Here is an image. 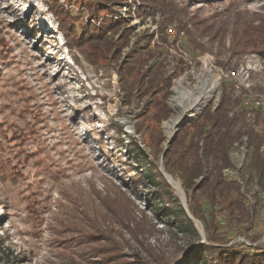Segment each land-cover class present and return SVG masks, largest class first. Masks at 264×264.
<instances>
[{"label": "rangeland", "instance_id": "obj_1", "mask_svg": "<svg viewBox=\"0 0 264 264\" xmlns=\"http://www.w3.org/2000/svg\"><path fill=\"white\" fill-rule=\"evenodd\" d=\"M180 2L183 19L170 22L141 0H0V264H216L224 247L264 245V176L248 169L246 138L214 176L242 196L208 197L215 182L198 178L186 188L183 174L164 166L170 140L219 104L229 76L249 90L247 109L264 117V58L234 53L250 30L253 38L264 28V0ZM183 26L190 51L176 37ZM170 27L178 50L160 46ZM149 53L155 58L145 63ZM208 70L211 97L188 113ZM146 75L155 85L170 79L166 120L153 117L152 91L138 85ZM178 85L190 92L184 109ZM206 198L218 202L209 223ZM178 205L198 235L178 228Z\"/></svg>", "mask_w": 264, "mask_h": 264}, {"label": "trees", "instance_id": "obj_2", "mask_svg": "<svg viewBox=\"0 0 264 264\" xmlns=\"http://www.w3.org/2000/svg\"><path fill=\"white\" fill-rule=\"evenodd\" d=\"M127 0H100L99 4H114L119 2H126ZM169 1V3H167ZM181 1V0H180ZM178 2L177 0H141L142 3L147 4L150 10L158 11L163 14L164 17L167 16V20L174 22L178 19H183L182 14L180 13V8L183 7V3ZM93 13L99 11L94 8ZM109 30L112 31V23L108 22ZM101 25V24H100ZM94 26V25H93ZM96 27V25H95ZM183 26V32H180L176 35L182 38L181 44L182 47H188L187 50L195 49V45L191 40L187 41L185 36V30ZM162 26L160 27L161 30ZM257 29V28H255ZM170 29L167 28L164 32V42L160 46H175L177 47V40L170 41L167 37L166 32ZM247 29L246 31H248ZM163 31V29H162ZM251 30L248 38L241 44L238 43L234 46L235 55H243L246 53H254L262 58H264V28L253 32V38L251 36ZM187 35V34H186ZM167 37V38H166ZM189 38V37H188ZM151 40L146 43L145 49H141V52L149 50L151 45ZM168 41V43H167ZM183 41V42H182ZM189 42V44H188ZM186 44V45H185ZM192 47V48H191ZM160 48V47H159ZM238 48V50H237ZM178 50V47L176 48ZM137 53V50H136ZM151 54V55H150ZM140 58V56H139ZM154 54L149 53V56L145 60V63H149L150 59H153ZM186 62L181 56L178 59L177 67L183 69ZM236 73L234 71L232 74ZM148 80V81H147ZM172 80V78H171ZM147 81V82H146ZM138 85H143L144 90L152 91V98L150 102L156 101L154 108L157 109L156 115L153 117L160 121L163 118L166 120L172 114L173 110L169 108L167 99L171 95L170 91V79L161 78L162 85H155L152 78L148 79L147 75L142 76L137 81ZM221 96L219 104L213 109L211 106H208L203 110V113L197 118L185 123L181 128L177 136L169 144V149L165 151L164 155V166L165 170L168 173H173L172 168H177L180 174H183L182 180L187 188H190L189 182L194 181L198 178H203V180L208 181L213 185V190L211 193H208V197L212 193H218V200L221 197H228L230 192H234L238 196L240 190L236 188H231L229 191L226 189L223 184V180H219L216 183L217 178L223 176L222 170L225 168L231 167L230 152L237 143H242V140L246 138L247 143V155L246 162L248 161V169L256 171L257 176L262 178L264 176V156L261 152V148L264 142V117L263 114L257 109L252 108L247 109V98L249 96V90L243 86H237L231 76L223 79L221 81ZM160 100H158V98ZM151 104H149L150 106ZM251 117L248 118V116ZM191 131V132H190ZM245 143V144H246ZM134 154L136 157H141L145 165H143V170L147 168V162L145 160L144 154L139 146L133 147ZM137 162L140 163V158H136ZM149 167V166H148ZM210 176V177H209ZM158 177L164 181V177L159 173ZM156 176H151L147 178V181L150 182L154 187L162 188L164 185H161L160 182H156ZM168 189L169 186L167 185ZM202 190H196V193H199ZM165 196L170 195V192L165 191ZM158 194V192H154ZM237 196V197H238ZM160 198V195H159ZM158 198L153 196L151 198V203ZM209 206V211L205 212L206 223H209L213 220L214 210L217 207V203H214L212 200L206 198ZM158 207V206H157ZM191 208V205H189ZM181 213L180 215L177 214ZM176 219H178V228L183 230L193 229L194 233L198 235L197 230L194 227L193 222L186 215L181 205L177 206L175 211ZM192 214L196 218L200 219V215L194 209H192ZM184 219V221H183ZM201 220V219H200ZM185 233V231L183 232ZM213 250L214 247L209 246ZM217 262L216 264H264V245H258L256 247L244 250L240 246H230L228 249L222 248L216 252Z\"/></svg>", "mask_w": 264, "mask_h": 264}, {"label": "bare ground", "instance_id": "obj_3", "mask_svg": "<svg viewBox=\"0 0 264 264\" xmlns=\"http://www.w3.org/2000/svg\"><path fill=\"white\" fill-rule=\"evenodd\" d=\"M208 72L210 73L209 70H208ZM210 83H211V73H210V75H203V78H202V84L203 85L201 87V93L199 96L192 97V102L189 105L190 109L188 110L189 111L188 113L197 112L202 107H204L207 100L211 97V94H212V91L208 90V88H209L208 85ZM174 90H175V94H176L175 103L177 104L178 107H180L181 109H184V106H186V104L188 103V98L190 97V92H188L187 90L186 91L182 90L180 85L175 86ZM171 125L176 126V122L171 121Z\"/></svg>", "mask_w": 264, "mask_h": 264}, {"label": "water", "instance_id": "obj_4", "mask_svg": "<svg viewBox=\"0 0 264 264\" xmlns=\"http://www.w3.org/2000/svg\"><path fill=\"white\" fill-rule=\"evenodd\" d=\"M172 140H173V139H171L169 143H171V142H172Z\"/></svg>", "mask_w": 264, "mask_h": 264}]
</instances>
